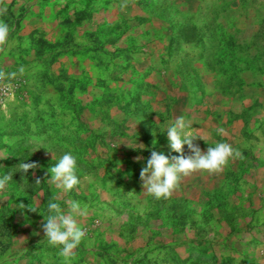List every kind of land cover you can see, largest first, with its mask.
<instances>
[{"label":"rangeland","instance_id":"1","mask_svg":"<svg viewBox=\"0 0 264 264\" xmlns=\"http://www.w3.org/2000/svg\"><path fill=\"white\" fill-rule=\"evenodd\" d=\"M50 5L0 0V264H264V0H114L118 31L50 29ZM181 116L241 156L157 200L140 173L180 155L162 130ZM49 151L76 158L72 191ZM53 197L88 209L70 262L42 228Z\"/></svg>","mask_w":264,"mask_h":264},{"label":"clouds","instance_id":"2","mask_svg":"<svg viewBox=\"0 0 264 264\" xmlns=\"http://www.w3.org/2000/svg\"><path fill=\"white\" fill-rule=\"evenodd\" d=\"M9 31L8 24L0 20V45L6 43ZM3 76L4 73L0 72V78H3ZM165 130L170 141L171 150L180 153V155L173 156L170 159L168 156L153 150L147 160L146 167L140 173L144 192L154 196L157 200L169 198L178 186L181 177H187L197 171L220 172L228 163L229 158H239L241 156V153L234 150L228 143L216 142L214 146L210 145L207 135L199 130L194 131L193 125L187 123L182 116L175 118L162 131ZM217 133L223 136L226 134V130L218 128ZM197 139L204 140L210 145L206 152L194 143ZM185 145L188 146L191 155L185 156ZM50 153L53 161L57 162L49 169L51 178L47 180V183L62 192L72 191L80 183V179L76 175V158L70 152H65L58 159L54 152ZM136 159L139 161L142 157ZM18 167L19 172L25 176L37 165L35 163L20 162ZM11 178L10 174L0 176V192L6 189ZM85 179H90V177H85ZM35 183L39 184L41 180L36 179ZM56 199V197H53L47 203L48 214L43 213L46 222L42 225V228L48 244L59 247V255L70 262L75 254L74 250L81 244L86 235L85 231L79 226L77 217L86 216L88 209L86 205L82 207L77 201H68V211L65 213L60 204L54 202ZM23 207L24 205L21 204V208Z\"/></svg>","mask_w":264,"mask_h":264},{"label":"crops","instance_id":"3","mask_svg":"<svg viewBox=\"0 0 264 264\" xmlns=\"http://www.w3.org/2000/svg\"><path fill=\"white\" fill-rule=\"evenodd\" d=\"M109 2L114 0H50L48 14L42 20L47 21L48 28L57 31H118L112 15L116 8L105 7ZM99 46L101 43L96 45Z\"/></svg>","mask_w":264,"mask_h":264}]
</instances>
